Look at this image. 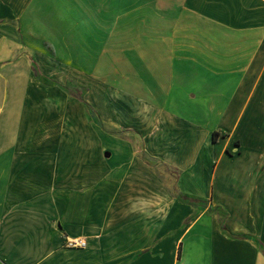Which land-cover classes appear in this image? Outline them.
Listing matches in <instances>:
<instances>
[{
  "label": "crops",
  "instance_id": "crops-1",
  "mask_svg": "<svg viewBox=\"0 0 264 264\" xmlns=\"http://www.w3.org/2000/svg\"><path fill=\"white\" fill-rule=\"evenodd\" d=\"M0 264H264V0H0Z\"/></svg>",
  "mask_w": 264,
  "mask_h": 264
},
{
  "label": "rangeland",
  "instance_id": "rangeland-1",
  "mask_svg": "<svg viewBox=\"0 0 264 264\" xmlns=\"http://www.w3.org/2000/svg\"><path fill=\"white\" fill-rule=\"evenodd\" d=\"M42 81L48 85L57 84L46 78ZM100 86L97 88L82 87L83 94L86 92L84 99L92 106V111L87 110L88 119H92L98 126H101L104 134L114 136V80L100 82ZM99 88H102V91L97 95Z\"/></svg>",
  "mask_w": 264,
  "mask_h": 264
},
{
  "label": "trees",
  "instance_id": "trees-1",
  "mask_svg": "<svg viewBox=\"0 0 264 264\" xmlns=\"http://www.w3.org/2000/svg\"><path fill=\"white\" fill-rule=\"evenodd\" d=\"M31 69H32V72L34 73V75H35L38 79H40L41 81H42L43 79H45L44 76H43L42 74H40V72H39L38 69L36 68L35 64L32 63ZM42 82H43V81H42ZM62 88L64 89V91H65L68 95H70V96L76 98L77 100H79V101L83 104V106H84V108L86 109V111H87L88 109H90V106H89V105H88V104L82 99L83 89H82L81 86L77 85V84L74 83L73 81L67 80V81L64 83V85L62 86ZM216 136H217V133L214 132V133L212 134V141H215ZM222 228H223V227H222Z\"/></svg>",
  "mask_w": 264,
  "mask_h": 264
},
{
  "label": "built area",
  "instance_id": "built-area-1",
  "mask_svg": "<svg viewBox=\"0 0 264 264\" xmlns=\"http://www.w3.org/2000/svg\"><path fill=\"white\" fill-rule=\"evenodd\" d=\"M64 245L68 248H84L85 241L80 238H66Z\"/></svg>",
  "mask_w": 264,
  "mask_h": 264
}]
</instances>
